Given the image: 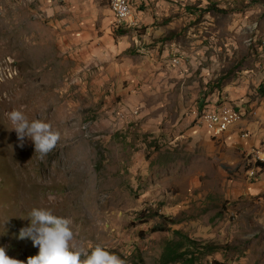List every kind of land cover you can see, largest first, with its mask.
<instances>
[{"label": "rangeland", "instance_id": "rangeland-1", "mask_svg": "<svg viewBox=\"0 0 264 264\" xmlns=\"http://www.w3.org/2000/svg\"><path fill=\"white\" fill-rule=\"evenodd\" d=\"M164 1L139 3L145 20L124 28L109 0H0L9 257L38 254L18 237L43 208L71 221L76 250L99 245L124 264H161L181 237L196 264H264V167L249 155L264 149V0ZM219 102L251 106L247 139L225 146L236 133L213 140L198 124ZM14 109L59 132L43 159L30 138L19 146Z\"/></svg>", "mask_w": 264, "mask_h": 264}, {"label": "clouds", "instance_id": "clouds-1", "mask_svg": "<svg viewBox=\"0 0 264 264\" xmlns=\"http://www.w3.org/2000/svg\"><path fill=\"white\" fill-rule=\"evenodd\" d=\"M220 104L222 103L217 105ZM235 110L238 111L237 109ZM7 116L12 125L10 130H15L17 134L20 142L19 146L23 148L24 138H30L34 144L35 153H39L41 159L55 148L60 139L59 132L53 130L51 124L40 119L29 122L20 110L14 109L7 113ZM243 119L242 116L241 121ZM231 130L230 128L226 133ZM243 132L247 131L239 133L241 139ZM212 139L214 140L215 138ZM256 163L252 162L255 167H257ZM262 165L264 166V164ZM257 168L258 171L261 170L260 167ZM27 219L30 220V225L20 230L18 238H30L33 246L39 248L37 255L27 258V264H124V261L118 255L106 251L99 245L95 246L90 254L84 249L76 250L72 244L74 233L70 227L71 221L54 215L50 210L33 208L29 212ZM0 264H25V262L9 257L6 249L0 247Z\"/></svg>", "mask_w": 264, "mask_h": 264}, {"label": "bare ground", "instance_id": "bare-ground-1", "mask_svg": "<svg viewBox=\"0 0 264 264\" xmlns=\"http://www.w3.org/2000/svg\"><path fill=\"white\" fill-rule=\"evenodd\" d=\"M109 10L112 15L113 21L116 26H123L124 28L132 27L136 24L133 22V13L131 9V0H109ZM176 61H174L175 63ZM224 114H230L231 117H235L237 120H230L229 123L224 124L220 128L213 130L210 135L212 138H221L230 128L239 124L242 120L243 114L236 111L234 108L229 107L226 104L217 105L212 109H203L196 114V120L198 124L205 128L204 120H217L222 118ZM242 138H248V133L243 132ZM262 156L256 158V152L254 149L250 151L251 162H260L264 164V149H261ZM74 172V171H73ZM254 175V171L250 172V176Z\"/></svg>", "mask_w": 264, "mask_h": 264}, {"label": "trees", "instance_id": "trees-1", "mask_svg": "<svg viewBox=\"0 0 264 264\" xmlns=\"http://www.w3.org/2000/svg\"><path fill=\"white\" fill-rule=\"evenodd\" d=\"M124 34V33H123ZM202 111V110H200ZM257 167H264L260 163H256ZM189 240L186 237H181L177 241H169L165 244L161 254V264H196L199 261L198 254L187 246Z\"/></svg>", "mask_w": 264, "mask_h": 264}, {"label": "crops", "instance_id": "crops-1", "mask_svg": "<svg viewBox=\"0 0 264 264\" xmlns=\"http://www.w3.org/2000/svg\"><path fill=\"white\" fill-rule=\"evenodd\" d=\"M132 1V9H133V15L134 16H136L137 18H139V20L140 21H144L145 20V13H144V10L143 11H139L138 10V8L139 7H141L142 8V6H138V4L139 3H141L142 1H144V2H147V1H150V2H152V3H155L156 5H158V6H161V5H163V3L165 4L166 2L164 1V0H131ZM171 1H177V0H171ZM137 9V10H136ZM154 14V13H153ZM167 15V14H166ZM165 15V16H166ZM147 21L149 22L150 20L147 18ZM142 24L144 23V22H141ZM142 24H139V27H142ZM219 103H221V102H219ZM218 103V104H219ZM240 105H242L243 106V109H239V108H237L234 104H233V106H234V108L235 109H237L238 111H240L242 114H243V117H244V119H243V121H241L237 126H235V129H232L230 132H228V133H226L224 136H223V138L222 139H224L225 137H227L228 135H231V133H236L237 134V136L236 137H233V138H231V137H228L225 141V146H227V145H229V144H232V143H238V142H236V140H238V139H240V132H242V131H247V130H244L243 129V127H245L244 125H242L244 122H245V119H246V113H248L250 110H251V106H249V107H246V104H243V103H241ZM221 139V140H222ZM243 139V138H242ZM235 140V141H234ZM242 142V146H243V148L244 149H246V147L248 146V145H258V141H255V143H253L252 144V142H250V144H249V142H246V140H243V141H241ZM252 147V146H251Z\"/></svg>", "mask_w": 264, "mask_h": 264}, {"label": "built area", "instance_id": "built-area-1", "mask_svg": "<svg viewBox=\"0 0 264 264\" xmlns=\"http://www.w3.org/2000/svg\"><path fill=\"white\" fill-rule=\"evenodd\" d=\"M120 1V0H119ZM230 120H237L235 117H231L230 114H224L222 118H219L217 120H204L205 123V129L211 133L213 130L220 128L226 123H229ZM256 152V158H259L262 156L261 149H254Z\"/></svg>", "mask_w": 264, "mask_h": 264}]
</instances>
